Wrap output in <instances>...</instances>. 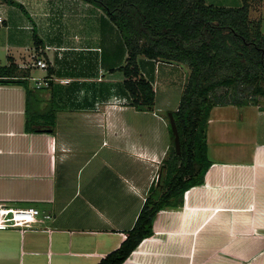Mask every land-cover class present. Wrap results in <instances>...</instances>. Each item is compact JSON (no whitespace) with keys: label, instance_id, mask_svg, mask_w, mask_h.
I'll return each mask as SVG.
<instances>
[{"label":"crops","instance_id":"0c3cea01","mask_svg":"<svg viewBox=\"0 0 264 264\" xmlns=\"http://www.w3.org/2000/svg\"><path fill=\"white\" fill-rule=\"evenodd\" d=\"M16 1L25 17L8 7L0 45L14 79L27 83L0 84V203L53 218L24 233L0 229V264H99L159 184L161 169L155 178L145 162H157L161 147L124 117L138 113L121 71L128 50L104 11L81 0ZM139 66L156 103L164 95L161 109L177 111L183 89L170 104L177 88L162 82L184 65L141 56ZM251 105L212 109L204 183L158 213L124 264H264V104Z\"/></svg>","mask_w":264,"mask_h":264},{"label":"trees","instance_id":"16d2710c","mask_svg":"<svg viewBox=\"0 0 264 264\" xmlns=\"http://www.w3.org/2000/svg\"><path fill=\"white\" fill-rule=\"evenodd\" d=\"M4 1L26 13L18 1ZM81 1L102 9L124 40L128 59L121 71L126 77L130 104L138 111H151L156 101L151 81L141 74V56L150 61L181 64L190 72L178 110L172 112L181 152L176 149L170 125L171 144L161 167L159 184L150 188L126 240L99 263L124 264L153 235L158 213L182 206L185 193L204 183L212 165L207 140L212 109L226 104L244 106L249 102L244 99L228 104L214 99L212 93L219 87H234L264 97V31L261 21L250 20L246 0L237 7L208 4L206 0ZM33 40L37 46L43 44L34 31ZM15 77H18L15 64L0 66V84L27 83ZM253 102L259 103L257 99ZM29 123L28 118L27 126Z\"/></svg>","mask_w":264,"mask_h":264},{"label":"rangeland","instance_id":"374dc122","mask_svg":"<svg viewBox=\"0 0 264 264\" xmlns=\"http://www.w3.org/2000/svg\"><path fill=\"white\" fill-rule=\"evenodd\" d=\"M24 1V0H23ZM208 4H214V5H220V6H231V7H237L242 6L244 4V0H206ZM250 6V20L252 22L261 21L264 31V0H246ZM22 2V1H20ZM15 11L18 13L19 16L25 17L23 15L22 11L18 8L15 9ZM16 15H14L15 19ZM16 22V20H14ZM19 19H22L21 17ZM18 19V20H19ZM22 26L23 23H22ZM30 27V26H29ZM4 29L0 33V35L4 34ZM28 31V30H27ZM27 31H24L25 33L29 34ZM31 31V30H30ZM29 31V32H30ZM103 45H106L104 43ZM8 53L6 52L3 45H0V66H6L8 65ZM184 68L187 69V73H183L180 77L169 76L168 80H165L162 82V87H173L177 88L176 93H171L166 95L165 97H168L170 100V104L175 103L178 101V96L181 92L182 95L184 93L185 85L187 82V78L189 76V69L184 66ZM154 88V87H153ZM179 88V89H178ZM182 88V89H180ZM242 88H234V87H219L217 88L213 93L212 97L218 101H224L232 102L234 100H244L247 99L249 101L248 103H244V106H252L251 104L254 103L253 99H257L258 102H261L262 105L264 104V97L260 96H254L249 91H242ZM155 91V90H154ZM156 93V92H155ZM164 97V95H163ZM163 97L159 95L158 102L155 101L154 110L152 111H141L138 113L135 111H128L127 114L124 115L126 117L127 121L129 122V125L132 128H135L136 135L138 137H142L144 139L148 138H155L157 139L158 144L156 143L155 148L159 149L161 147L160 151V158L157 162L155 161H147L145 162L146 169L152 168L153 174H155V178L158 174H156V171L158 168L161 169L163 162L165 158H167V152L171 144V138H170V122L168 118L169 111H166L164 108L161 109V104L163 103ZM182 98V96H181ZM131 102V101H130ZM180 104V101L178 102ZM227 105V104H226ZM231 105V104H230ZM179 107V106H178ZM241 107V106H240ZM172 112V111H171ZM124 114V113H123ZM130 129V128H129ZM138 133V134H137ZM158 152V151H157ZM160 166V167H157ZM158 169V170H160ZM157 181V180H156Z\"/></svg>","mask_w":264,"mask_h":264},{"label":"built area","instance_id":"2783aa9c","mask_svg":"<svg viewBox=\"0 0 264 264\" xmlns=\"http://www.w3.org/2000/svg\"><path fill=\"white\" fill-rule=\"evenodd\" d=\"M8 7L10 6L4 0H0V32L7 27ZM29 29L32 30L33 27L30 26ZM37 65L42 69L49 67L43 60H38ZM52 218L50 213H42L35 208L16 209L0 203V229L14 228L24 233L28 229L45 224Z\"/></svg>","mask_w":264,"mask_h":264},{"label":"water","instance_id":"95a60500","mask_svg":"<svg viewBox=\"0 0 264 264\" xmlns=\"http://www.w3.org/2000/svg\"><path fill=\"white\" fill-rule=\"evenodd\" d=\"M150 110L151 111L154 110V107H152ZM168 117H169V122H170V125H171V129H172L173 134L175 136L176 149H177L178 153H180L181 152L180 135H179V131H178V128H177V125H176V122H175V118L173 116V113L172 112H169Z\"/></svg>","mask_w":264,"mask_h":264}]
</instances>
